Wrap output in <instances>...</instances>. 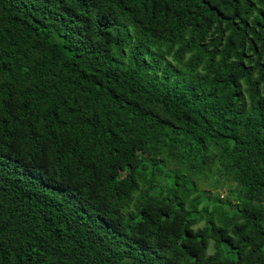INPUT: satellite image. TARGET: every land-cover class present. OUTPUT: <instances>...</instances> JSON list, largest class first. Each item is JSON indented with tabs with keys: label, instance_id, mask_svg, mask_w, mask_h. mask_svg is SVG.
Instances as JSON below:
<instances>
[{
	"label": "trees",
	"instance_id": "16d2710c",
	"mask_svg": "<svg viewBox=\"0 0 264 264\" xmlns=\"http://www.w3.org/2000/svg\"><path fill=\"white\" fill-rule=\"evenodd\" d=\"M0 264H264V0H0Z\"/></svg>",
	"mask_w": 264,
	"mask_h": 264
},
{
	"label": "built area",
	"instance_id": "2783aa9c",
	"mask_svg": "<svg viewBox=\"0 0 264 264\" xmlns=\"http://www.w3.org/2000/svg\"><path fill=\"white\" fill-rule=\"evenodd\" d=\"M222 198H223V196H222Z\"/></svg>",
	"mask_w": 264,
	"mask_h": 264
}]
</instances>
